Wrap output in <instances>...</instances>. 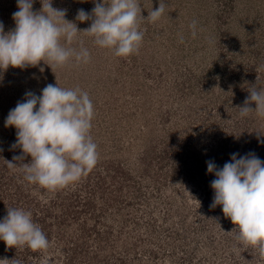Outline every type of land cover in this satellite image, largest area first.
Returning <instances> with one entry per match:
<instances>
[{
  "label": "rangeland",
  "instance_id": "1",
  "mask_svg": "<svg viewBox=\"0 0 264 264\" xmlns=\"http://www.w3.org/2000/svg\"><path fill=\"white\" fill-rule=\"evenodd\" d=\"M138 2L147 17L160 0ZM162 2L166 7L158 21L140 22L144 38L138 53L117 57L80 33L72 45L61 43L77 49L82 43L91 54L89 63L73 59L53 72L42 61L0 73V146L5 148L0 147V187L16 203L17 184H23L24 196L49 209L43 210L50 214L45 225L51 228L47 250L13 247L18 255L12 251L11 258L7 252L0 259L123 264L118 256L124 254L127 264H264L256 250L236 239L235 225L222 207H210L215 175L206 163L223 167L233 153H255L264 161V118L255 113L242 118L237 108L252 85L264 87V0ZM94 6L93 0H53V7L65 9V18L81 30L91 22L76 21L78 10L91 13ZM41 7L35 0L33 10ZM17 10V0H0L5 32L15 27ZM193 20L198 21L195 38L189 28ZM57 82L89 94L98 162L86 176L53 191L26 181L19 167L10 171L15 177L7 174V161L22 150L12 149L16 129L5 127V119L27 91L41 95L47 84ZM93 200L99 204L96 214L86 206ZM72 219L89 228L92 238L71 225ZM63 220L67 234L59 228ZM95 230L116 240L110 249L119 246L106 252L104 243L94 241ZM74 249L84 256L69 262ZM91 252L104 258L96 261Z\"/></svg>",
  "mask_w": 264,
  "mask_h": 264
},
{
  "label": "clouds",
  "instance_id": "2",
  "mask_svg": "<svg viewBox=\"0 0 264 264\" xmlns=\"http://www.w3.org/2000/svg\"><path fill=\"white\" fill-rule=\"evenodd\" d=\"M34 2L17 0L18 10L12 14L15 27L9 31L5 32L0 21V73L10 67H35L42 61L52 71L73 59L77 64H87L91 54L82 43L78 49L61 43L63 40L72 45L80 33L92 37L95 45L111 50L117 57L138 53L144 38L140 22L155 23L166 7L160 0L159 7L144 17L138 0H93L91 13L83 9L77 12L76 21L91 22L81 30L65 18V9L53 7V0H40L42 7L36 11ZM197 25L196 20L189 24L193 38L197 36ZM180 42L183 43L182 36ZM248 92L243 106L237 107L239 115L243 118L255 113L264 118V87L255 84ZM253 103L255 108L251 107ZM93 117V102L79 88H62L57 82L47 84L41 95L27 91L5 119V127L16 129L12 149L22 150L21 155L6 160L7 167H19L26 181L53 191L78 181L98 162L97 144L90 134ZM28 156L30 162L23 163ZM206 163L208 173L215 175L210 183L214 191L210 207L221 206L224 216L235 225L232 231L238 233L240 244L252 247L264 259V161L255 153H233L223 167L212 160ZM0 241L8 248L27 246L32 251L50 246L31 212L22 208L7 207V214L0 220ZM0 264L21 261L2 258Z\"/></svg>",
  "mask_w": 264,
  "mask_h": 264
},
{
  "label": "trees",
  "instance_id": "3",
  "mask_svg": "<svg viewBox=\"0 0 264 264\" xmlns=\"http://www.w3.org/2000/svg\"><path fill=\"white\" fill-rule=\"evenodd\" d=\"M14 136V135H13ZM14 140V139H13ZM13 142L11 141V144H12ZM0 147H3V146H0ZM4 148V147H3ZM5 149V148H4ZM8 151V150H7ZM11 151V150H10ZM29 158H26L25 160H24V162L23 163H28L29 161ZM18 168V167H17ZM13 169H9L8 167H7V169H6V172H7V174L9 175H11L12 177H15V176H13L12 174H11V172L10 171H12ZM21 173H22V171H21ZM16 179V178H15ZM23 184H17V190L19 189L20 190V192H18V199H16V203L13 201V200H11V201H8V200H10V199H8V198H6V196H7V190L6 191H4L3 190V186H1L0 187V220H2L3 218H4V216L7 214V207H10V208H22V209H24L25 211H29V212H31V214H32V219H33V222L34 223H37V222H41V226H42V228H43V232L46 234V236H48V237H50V235H51V228H49V229H47V227H46V225H45V219L47 218V216H49L50 214L49 213H47V212H44V210L43 209H46V210H49L48 208H45V204H42V202H41V200H39V199H31L30 198V196L28 195V196H24V195H26V191L24 190V188H25V186H22ZM29 189H31V188H29ZM44 190H46V188L44 189ZM86 203V202H85ZM86 206H89L90 208H92V209H90V210H92L93 211V214H96L97 213V211H98V209H97V206H99V204L96 202V201H92V202H87L86 203ZM39 210L41 211V212H39ZM51 210V209H50ZM72 209L70 208V210H68V211H71ZM52 211H53V209H52ZM38 212L40 213V214H38ZM101 213V212H100ZM93 214H91V216H93ZM38 215H41L40 217H38ZM43 217V218H42ZM68 219V218H67ZM70 220V219H69ZM64 221H66V220H63V228L62 227H60L59 226V228H61V230H62V233H64V234H67V233H65V231H64V229H66L67 228V226H64V224H65V222ZM70 223H72L71 225H75V223L78 225V227H81L82 228V233H84L85 235H86V237H88V238H92V233L93 232H90V229L89 228H87V227H85V225L84 226H82L81 224H80V222H79V220H73L72 219V221L70 222ZM43 224H44V226H43ZM77 227V228H78ZM41 228V229H42ZM70 228V227H69ZM94 228V227H93ZM49 230V231H48ZM96 231V230H95ZM81 233V232H80ZM81 233V234H82ZM95 233V237L93 238L94 239V241L97 243V244H99V245H102L103 243V247L104 248H107V250H105L106 252H109V251H113V248H116V247H118L119 245L118 244H116V243H114L113 244V248L112 249H110L111 248V244L113 243V242H115V241H113L112 239H109V234L107 233V235H103V234H101L100 232H99V230H97L96 232H94ZM101 235L103 236V237H101ZM75 241V240H74ZM76 241H77V239H76ZM105 241V242H104ZM2 242V243H1ZM118 242V241H117ZM108 245H109V247H108ZM0 256H2V254H4V253H7V252H9V256H11V254H12V251L14 252V255L16 256V255H18V252H17V250L16 249H14L13 247H12V249L11 248H8L7 246H6V244L3 242V241H0ZM4 247L6 248V250H4ZM90 249V248H89ZM92 249V248H91ZM104 250V249H103ZM89 251H93V249L92 250H89ZM102 251V250H101ZM114 252H117V251H114ZM74 256H72L71 254L69 255V262H71V260H74L75 258H79V257H82V256H84V253H83V251H81V252H79L77 249H74ZM91 253H93V256H95V260L96 261H99V259L101 260L102 258H104V255L102 254V252L101 253H95V252H91ZM121 253H125V251H124V249H123V251L121 252ZM102 254V255H101ZM14 257V256H13ZM11 258H12V256H11ZM94 258V257H93ZM118 258L121 260V262L123 263V264H127L125 261H124V259H125V256H124V254H119V256H118ZM118 258H116V260H115V262L116 263H118ZM11 260V259H10ZM76 260V259H75ZM105 260V259H104ZM96 263V262H95Z\"/></svg>",
  "mask_w": 264,
  "mask_h": 264
}]
</instances>
